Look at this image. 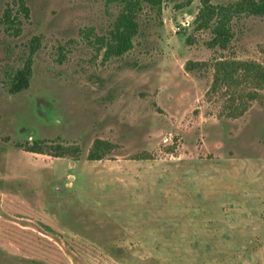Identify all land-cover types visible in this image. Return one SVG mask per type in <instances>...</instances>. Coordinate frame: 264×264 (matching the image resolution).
I'll return each mask as SVG.
<instances>
[{
    "label": "rangeland",
    "instance_id": "rangeland-1",
    "mask_svg": "<svg viewBox=\"0 0 264 264\" xmlns=\"http://www.w3.org/2000/svg\"><path fill=\"white\" fill-rule=\"evenodd\" d=\"M202 5L141 3L116 55L123 0H0V264H264V88L215 82L220 60L264 65V15H234L224 48Z\"/></svg>",
    "mask_w": 264,
    "mask_h": 264
},
{
    "label": "trees",
    "instance_id": "trees-1",
    "mask_svg": "<svg viewBox=\"0 0 264 264\" xmlns=\"http://www.w3.org/2000/svg\"><path fill=\"white\" fill-rule=\"evenodd\" d=\"M124 9L116 18L112 30L111 43L108 52L122 55L133 47L139 27L137 10L141 3L159 4L160 0H123ZM200 9L195 20L197 29L210 28L214 34L211 40L212 46L227 47L232 37L230 22L234 15L247 13L249 15H264V0H237L230 5L214 4L211 0H202ZM28 11V8H26ZM32 55H28L23 62V67L8 70V83L12 93H18L30 86L33 73ZM241 77L254 82L256 87L264 88V65L256 61L248 60H220L216 64L215 82L225 80L228 83L238 82ZM255 95V94H254ZM243 108L237 107V113ZM26 149L36 153H46L37 140L27 142ZM113 144L108 140L96 139L90 149V160H101L113 150ZM57 153V152H56ZM62 156L61 153L54 154Z\"/></svg>",
    "mask_w": 264,
    "mask_h": 264
},
{
    "label": "flooded vegetation",
    "instance_id": "flooded-vegetation-1",
    "mask_svg": "<svg viewBox=\"0 0 264 264\" xmlns=\"http://www.w3.org/2000/svg\"><path fill=\"white\" fill-rule=\"evenodd\" d=\"M45 102V101H44ZM44 102H40L39 100H37L35 98V104L38 107V113L36 112L37 116L42 119H45L46 116H44V114H46L45 112H47V115L50 114V110H49V106L45 105ZM47 104V103H46ZM44 113V114H43Z\"/></svg>",
    "mask_w": 264,
    "mask_h": 264
}]
</instances>
